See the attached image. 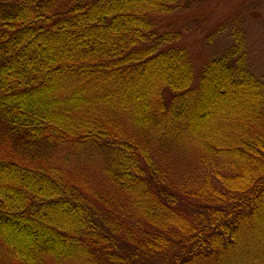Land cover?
I'll use <instances>...</instances> for the list:
<instances>
[{
	"label": "trees",
	"instance_id": "trees-1",
	"mask_svg": "<svg viewBox=\"0 0 264 264\" xmlns=\"http://www.w3.org/2000/svg\"><path fill=\"white\" fill-rule=\"evenodd\" d=\"M172 7L0 0V264H264V82Z\"/></svg>",
	"mask_w": 264,
	"mask_h": 264
},
{
	"label": "rangeland",
	"instance_id": "rangeland-1",
	"mask_svg": "<svg viewBox=\"0 0 264 264\" xmlns=\"http://www.w3.org/2000/svg\"><path fill=\"white\" fill-rule=\"evenodd\" d=\"M162 16L173 43L188 49L197 74L206 61L225 56L264 82V0H173Z\"/></svg>",
	"mask_w": 264,
	"mask_h": 264
}]
</instances>
